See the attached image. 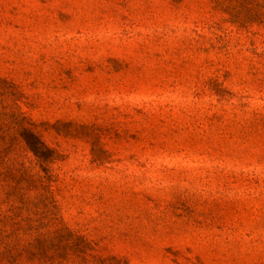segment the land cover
<instances>
[{
  "label": "rangeland",
  "instance_id": "374dc122",
  "mask_svg": "<svg viewBox=\"0 0 264 264\" xmlns=\"http://www.w3.org/2000/svg\"><path fill=\"white\" fill-rule=\"evenodd\" d=\"M0 80L52 151L1 134L0 215L119 264H264V0H0Z\"/></svg>",
  "mask_w": 264,
  "mask_h": 264
},
{
  "label": "trees",
  "instance_id": "16d2710c",
  "mask_svg": "<svg viewBox=\"0 0 264 264\" xmlns=\"http://www.w3.org/2000/svg\"><path fill=\"white\" fill-rule=\"evenodd\" d=\"M4 133L11 135L8 144L24 141L40 159L46 160V153L52 152L20 111L0 110V137ZM0 264H119V259L99 255L91 239L56 217L35 219L17 212L0 215Z\"/></svg>",
  "mask_w": 264,
  "mask_h": 264
}]
</instances>
